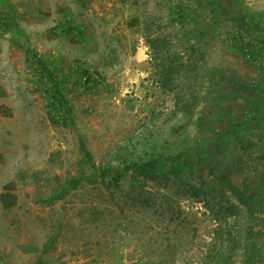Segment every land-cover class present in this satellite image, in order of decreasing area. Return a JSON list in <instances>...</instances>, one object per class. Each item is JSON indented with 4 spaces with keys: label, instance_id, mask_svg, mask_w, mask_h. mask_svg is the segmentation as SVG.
Wrapping results in <instances>:
<instances>
[{
    "label": "rangeland",
    "instance_id": "1",
    "mask_svg": "<svg viewBox=\"0 0 264 264\" xmlns=\"http://www.w3.org/2000/svg\"><path fill=\"white\" fill-rule=\"evenodd\" d=\"M0 11V190L15 185L6 233L28 248L17 264H264V0ZM26 49L53 71L65 124ZM162 68L178 73L172 91Z\"/></svg>",
    "mask_w": 264,
    "mask_h": 264
},
{
    "label": "trees",
    "instance_id": "2",
    "mask_svg": "<svg viewBox=\"0 0 264 264\" xmlns=\"http://www.w3.org/2000/svg\"><path fill=\"white\" fill-rule=\"evenodd\" d=\"M151 45V44H150ZM26 54V60L27 59H34V63L36 67L39 68V70L42 72L43 79L47 82H49L52 94L50 95L48 99V104L50 105L51 109L48 113L49 117L54 121V117L56 115V120H58L59 123L65 124L66 119L64 118V114L70 115V109L68 106L67 101L64 99L62 93L56 88V78L54 77V73L52 70H50L49 67H47L45 64L42 63V61L37 57V54L32 53L30 50L26 49L25 50ZM158 75V81L163 89H170L171 91L173 88H170L172 79L176 77L175 75L178 74L174 72L173 70L169 68H162L159 71L155 72ZM53 115H50V114ZM2 115L8 116V113L6 111L2 110ZM55 120V122H57ZM70 123H72L71 118L68 120ZM79 149L83 153V156L85 159L90 162L91 167L94 168V164L92 162V157L90 152L87 150L85 143L81 137H79ZM141 169L144 168L146 165L150 166L151 163H146V164H140ZM81 178H73L68 180V185L71 189H75L79 183ZM3 192L0 194V204L2 208L4 209H10L12 207H15L17 204V196L14 194L15 190V185L10 182L5 184L2 187ZM232 209L228 210L230 215H234L231 213L233 209L235 208L234 206H231Z\"/></svg>",
    "mask_w": 264,
    "mask_h": 264
},
{
    "label": "crops",
    "instance_id": "3",
    "mask_svg": "<svg viewBox=\"0 0 264 264\" xmlns=\"http://www.w3.org/2000/svg\"><path fill=\"white\" fill-rule=\"evenodd\" d=\"M5 11L7 10L4 9V13ZM0 17H1V11H0ZM2 192L3 190H0V194ZM10 209H4L0 204V257L3 260L4 264H17L16 260H14L13 258L17 259V258H21V256L26 258L28 256V248L22 242L21 238L15 239L16 237L13 234L6 233L7 228L9 229V232H11L12 230L10 225L7 226V223L4 220L5 215Z\"/></svg>",
    "mask_w": 264,
    "mask_h": 264
},
{
    "label": "built area",
    "instance_id": "4",
    "mask_svg": "<svg viewBox=\"0 0 264 264\" xmlns=\"http://www.w3.org/2000/svg\"><path fill=\"white\" fill-rule=\"evenodd\" d=\"M2 17H0V32L2 31L3 29V20L1 19Z\"/></svg>",
    "mask_w": 264,
    "mask_h": 264
}]
</instances>
